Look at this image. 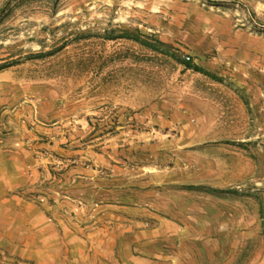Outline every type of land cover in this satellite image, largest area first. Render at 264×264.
<instances>
[{"label":"rangeland","instance_id":"rangeland-1","mask_svg":"<svg viewBox=\"0 0 264 264\" xmlns=\"http://www.w3.org/2000/svg\"><path fill=\"white\" fill-rule=\"evenodd\" d=\"M0 264H264V0H0Z\"/></svg>","mask_w":264,"mask_h":264},{"label":"crops","instance_id":"crops-1","mask_svg":"<svg viewBox=\"0 0 264 264\" xmlns=\"http://www.w3.org/2000/svg\"><path fill=\"white\" fill-rule=\"evenodd\" d=\"M86 174L87 172L79 167H72L66 171V176L72 175L74 180L83 178ZM51 193L52 203L48 205L25 201L23 199L19 201L18 204L20 207L15 208V213L21 218L23 227L20 230L22 232L33 234L47 231L49 232V237L55 239L60 232L66 229L63 226L66 220L65 215L60 213L66 207L65 201H60L61 199L55 197V195H60V191L53 189ZM62 198L63 200L69 199L65 195H62ZM1 202L7 203V200H2Z\"/></svg>","mask_w":264,"mask_h":264},{"label":"trees","instance_id":"trees-1","mask_svg":"<svg viewBox=\"0 0 264 264\" xmlns=\"http://www.w3.org/2000/svg\"><path fill=\"white\" fill-rule=\"evenodd\" d=\"M127 36H125V37H127L128 39H133V38H131V36H130V34H126ZM138 39V38H137ZM137 41H140L143 45H148L146 42H142L141 40H137Z\"/></svg>","mask_w":264,"mask_h":264}]
</instances>
